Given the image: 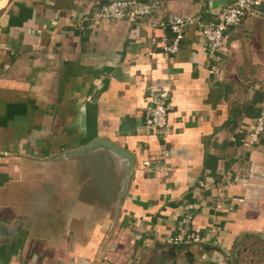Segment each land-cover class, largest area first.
Here are the masks:
<instances>
[{
    "label": "crops",
    "instance_id": "obj_1",
    "mask_svg": "<svg viewBox=\"0 0 264 264\" xmlns=\"http://www.w3.org/2000/svg\"><path fill=\"white\" fill-rule=\"evenodd\" d=\"M155 2L130 23L94 19L102 0H0V264L168 262L186 210L214 241L177 264H264V133L243 146L264 103V0L210 57L192 27L164 53L152 24L216 22L224 0ZM150 84L168 92L164 140L143 126ZM95 139L133 158L117 215L124 163L77 152Z\"/></svg>",
    "mask_w": 264,
    "mask_h": 264
},
{
    "label": "built area",
    "instance_id": "obj_2",
    "mask_svg": "<svg viewBox=\"0 0 264 264\" xmlns=\"http://www.w3.org/2000/svg\"><path fill=\"white\" fill-rule=\"evenodd\" d=\"M102 7L94 12L92 17L96 20L136 22L142 17H148L158 11L155 0H102ZM263 2L262 0H224L217 14L216 22H203L191 16H169L166 21L152 24V27L167 29L172 35L170 45L163 46L162 51L168 55L177 52L179 42L186 28H194L203 39L204 56L210 57L221 45L223 33L240 25L246 18L258 17ZM170 106L168 92L158 89L150 84L145 93V105L143 110L144 129L158 132L164 140L170 132L167 121ZM264 133V103L261 105L258 115L249 126L246 139L243 143L245 148H250L258 143L259 137ZM1 155V152H0ZM141 169L145 172L153 170L149 161L141 163ZM217 192L222 194L223 188L218 187ZM193 215L190 211H184L176 221L174 232L165 242L168 247L178 251H185L191 247H203L213 244L214 232L212 228L203 233H195L191 230Z\"/></svg>",
    "mask_w": 264,
    "mask_h": 264
},
{
    "label": "water",
    "instance_id": "obj_3",
    "mask_svg": "<svg viewBox=\"0 0 264 264\" xmlns=\"http://www.w3.org/2000/svg\"><path fill=\"white\" fill-rule=\"evenodd\" d=\"M105 151L110 158L113 160V162L121 164L124 163V175H123V180L121 182L119 191L117 193L116 197V202H115V213L117 215V208L120 205L122 198L125 195L126 187H127V182L129 179V176L132 171V166H133V158L131 155L124 150H122L118 145L110 143L109 141L105 139H95L92 142H90L88 145L80 148L77 150V152L81 151ZM120 162V163H119ZM159 251L163 252L164 255L169 258L168 262H165L161 257H158V254H155L153 256V260L151 264H177V255L175 252H179L178 250L174 249L173 247H162ZM183 258L191 257L192 255L188 252V250H185L184 252L180 253ZM159 258V259H158Z\"/></svg>",
    "mask_w": 264,
    "mask_h": 264
},
{
    "label": "rangeland",
    "instance_id": "obj_4",
    "mask_svg": "<svg viewBox=\"0 0 264 264\" xmlns=\"http://www.w3.org/2000/svg\"><path fill=\"white\" fill-rule=\"evenodd\" d=\"M261 8H262V7H261ZM177 255L179 256V257H178L179 260L182 259V256H181L180 253L177 252ZM181 261H183V259H182Z\"/></svg>",
    "mask_w": 264,
    "mask_h": 264
},
{
    "label": "flooded vegetation",
    "instance_id": "obj_5",
    "mask_svg": "<svg viewBox=\"0 0 264 264\" xmlns=\"http://www.w3.org/2000/svg\"><path fill=\"white\" fill-rule=\"evenodd\" d=\"M187 250H188V249H187ZM181 252H184V250H183V251L180 250V253H181ZM176 255H177V254H176Z\"/></svg>",
    "mask_w": 264,
    "mask_h": 264
},
{
    "label": "trees",
    "instance_id": "obj_6",
    "mask_svg": "<svg viewBox=\"0 0 264 264\" xmlns=\"http://www.w3.org/2000/svg\"><path fill=\"white\" fill-rule=\"evenodd\" d=\"M260 107H261V106H260ZM259 109H260V108H259ZM258 111H259V110H258ZM257 115H258V113H257ZM256 117H257V116H256ZM256 117H255V118H256Z\"/></svg>",
    "mask_w": 264,
    "mask_h": 264
}]
</instances>
